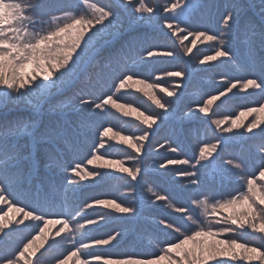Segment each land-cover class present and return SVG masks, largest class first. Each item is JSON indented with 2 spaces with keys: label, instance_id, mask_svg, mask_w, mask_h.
<instances>
[{
  "label": "snow or ice",
  "instance_id": "snow-or-ice-1",
  "mask_svg": "<svg viewBox=\"0 0 264 264\" xmlns=\"http://www.w3.org/2000/svg\"><path fill=\"white\" fill-rule=\"evenodd\" d=\"M82 2L89 10L86 14L60 8L41 16L38 12L47 6V0H0V107L11 104L15 107L26 105L37 108L38 104L34 101H42L53 92L62 91L66 85L71 86L74 83L71 78L79 66L90 62L105 46L120 39L124 14H128L130 21L151 23L157 13H163L164 28L176 36L181 45L188 36L194 37L191 46L183 48L184 55L192 53L197 41L215 42L218 46L214 53L204 55L198 60L199 65L223 58V63H235L248 73L236 79L223 78V87L203 100L202 106L196 109L199 113L208 115L217 101L224 105L222 97L227 101L240 99L234 89L240 92L256 90L248 95L264 98V0H260L258 23L244 19V5L232 4L222 18V28L226 31H220L218 35L188 31L186 25L193 13L201 8H211L210 4L205 5L201 0H168L162 8L155 0L151 3L149 0H111L107 5L89 0ZM180 33L186 35L180 37ZM137 48L142 49L139 62L145 66L161 62L153 58L176 55L172 50L144 48V42L135 36L124 41L121 51L132 53ZM187 74V70H165L155 79L160 81L163 76L183 79ZM111 81L109 91L96 99L90 98L95 96L94 92L89 98L80 96L79 105L74 108L80 113H88L79 123L81 129L88 125L93 115L108 114L109 106L125 117L137 113L136 119L146 128H152L160 119L159 114L146 115L132 105L118 103L114 98L130 83L143 86L136 89L138 92L148 89L143 91L147 99L165 114L170 113V104L157 97L155 89L158 85L145 79H134V73L126 65L121 74L114 73L111 76ZM179 87L177 84L176 88ZM159 91L167 97L177 96L176 91L164 87ZM260 112H264V101L240 111L235 119L224 116L212 120L216 130L222 133L232 134L234 130L243 129V132L238 133L240 138L245 133L251 134L249 139L260 138L256 150L258 176L255 172L246 171L242 159H227L222 164H216L215 173L221 185L234 174L232 170L235 169L245 173L242 177H246L245 189L230 193L227 197L204 196L203 199H194L191 207L201 209L199 216H194L189 207L177 206L166 194L148 186L146 191L154 201L165 202L167 207L181 215L175 219L161 218L158 221L154 239L160 248L159 252L123 256H102L93 251L97 246L114 247V241L119 244L121 233H110L103 238L92 237L91 226L100 224L105 216L93 218L87 215L86 210L102 206L118 213L135 215L136 209L123 206L114 199H93L81 209L64 211L62 206L61 211L53 213L55 199L42 190L44 177L40 174L41 158L36 149L37 145H47L44 158L49 163L45 167L66 173L63 191L75 193L83 182H105L110 175L106 170L126 174L131 181L139 183L144 172L140 163L126 167L125 160L110 158L107 149L111 145L106 144V138L132 149L136 156H129L128 159L136 161L142 154L149 133L144 131L138 136H126L114 131L111 126H102L97 129L98 137L86 164L75 162L69 165L64 154L76 151L80 133L75 128L69 130L52 126L37 136L33 123L21 118L9 120L7 113L0 114V205L7 209L0 207V264H243L253 260L264 264L261 247L249 246L244 239L254 233L264 243V127H260L264 120L255 119L247 125L242 120L246 115ZM192 114L193 110L190 109L184 116L191 118ZM225 124L229 126L221 127ZM257 128L259 131H254ZM23 136L28 138L25 143L20 142ZM223 143L224 139L221 138L214 143L203 144L195 163L189 159H168L159 168L190 165L194 170L183 169L179 175L187 179L189 184L199 186L202 183L200 170L213 167V154ZM168 151L175 153L178 148L169 144ZM50 188L53 193L57 191L54 184ZM53 224L60 225L54 234L50 231V225ZM78 235L79 239L76 238ZM161 235L173 238L161 240ZM65 241H71L70 248L63 247Z\"/></svg>",
  "mask_w": 264,
  "mask_h": 264
},
{
  "label": "rangeland",
  "instance_id": "rangeland-1",
  "mask_svg": "<svg viewBox=\"0 0 264 264\" xmlns=\"http://www.w3.org/2000/svg\"><path fill=\"white\" fill-rule=\"evenodd\" d=\"M63 1L64 0H57L56 3L57 4H60ZM187 28H188V31H193L192 29H189L188 26H187ZM185 35H186V33H180L179 34L180 37H184ZM174 38L177 39L176 36H174ZM193 40H194V37L193 36H188L187 39L184 40V44L182 45L183 48L186 47V46H191V42ZM207 43H208L207 41H205V42L197 41L196 42V47L193 48V51H192V53L190 55H184V52H183L182 53V56H179V54L177 52H175L176 55L173 56V57H171V58L178 59L179 61L174 62L173 65L170 67L171 70L181 71V70H186L187 68L189 69L191 66H192V69L193 70L194 69H198V68H202V67L206 66V69L208 70V72H213L215 74V75H210L209 76V81H207V80H205V81H203V80L199 81V83L203 86V94L204 95L202 94L203 95L202 100L203 99L205 100L211 94H215L216 93V92L215 93H211V91L217 90V89H220L221 87H223V84H222L223 78L231 79V78L227 77L226 75L221 74L219 71L216 70V68H214L215 65H216V62H218L219 60H223V58H220L219 60H217L215 62H209L206 65H199L198 64V60L201 59L204 55L213 54L214 51H215V50H213V48L211 47V45L210 44H207ZM182 57H184L186 59L188 65H186V63L184 61H180L182 59ZM163 58L164 57L153 58V59H156V60L161 61L160 63H157L155 65H151V66L142 65L141 66V67H143V70L141 71V74L142 75H139V77L145 78V80H147L148 82L155 83V84L158 85V87L155 89V92L157 94V97L158 98H162V102L170 104V113H171L173 111V109H175L173 107V105H174V102H176V100H177V96H175V97H167L163 92H160L159 89L161 87H164V88H167L168 89L172 85L170 91H173L174 90V91H176V93L177 92L180 93V92H182L184 90V88H183V85L184 84H182V82H183L182 80L183 79L181 77H167V76H163L160 81H157L155 79V76L156 75H162V73L157 74V72H156L157 69H158V66H160V65H167V63H168V61L163 60ZM140 65H141V63L139 62V60H136L135 59V60H133V61L130 62V68L129 67H127V68H129L131 70H135V68H133V67H138ZM167 69L169 70L168 67H167ZM207 70L205 71V73H207ZM145 72H148L147 75L145 74ZM154 72H155V74H154ZM200 73H202V70L201 69H200ZM194 74L196 75V74H199V73L196 72ZM139 77H136L134 79H141ZM177 84L180 85L179 88H176V85ZM142 87L143 86L140 85V84L130 83L124 89V99H117V102L118 103H124V104L132 105L133 107L139 109V111L144 112L146 115L147 114L157 115V113H160L161 112L162 113V116L159 114L160 119H161V117L168 116L170 113L165 114L162 109H157L155 107V105H153L151 103V101H149L147 99V97L143 94V91H148V89H144L143 91H139V92L136 91V89L142 88ZM195 87H193V86L188 87L187 90H184V93H188V94H191V95H194L195 96L194 103L195 102L196 103L194 104V106H191V110H193V114L198 113V114H200V116H203L204 117L205 116L204 114L199 113L198 111H196V109L198 108V106H201V105L198 104L200 102L201 97L199 95L200 92L198 91V89L196 90ZM233 91L236 92L238 95L240 94V91L238 89H234ZM129 92H136V93H134V94L132 93L133 95H128ZM223 98L224 97H222L221 100L222 101H225V104L227 105L229 103V101H227L226 98H224V99ZM243 101L246 102L247 99H243ZM239 102H240L239 99H234V100L230 101V103H239ZM63 103H64V101H60L59 103H56V104H48V103H45V105H50L51 108H52L53 106L63 105ZM247 103L249 104V101H247ZM185 104H186V102L184 101L183 102V105H185ZM77 105H79V102H77L75 104V106H77ZM218 105H221V101H217L216 104H214L212 106V111L211 112H215V111L216 112H220V114H222V116H220V117H212V116H210L213 119L223 118V116L226 115L221 110L222 105L219 108L217 107ZM249 106H254V105L253 104L252 105H248V107ZM4 108H6V107H1L0 110H5ZM238 108H239L238 111L240 112V111L246 110L247 107L239 106ZM66 109H68L69 111L72 110L73 109V105L70 106V107H66ZM189 110H190V106L188 105V107L185 108V110H184L183 113L185 114V113L189 112ZM114 111H115L116 116L121 119V122H120L121 125H125L126 122H127V131H123V130L118 129L116 127H112L114 131H118L122 135L133 136V137L134 136L141 135L144 131H147L149 133V138H148V142H147L148 144L147 145L145 144L146 141L144 142L145 147L142 150V154L140 155V157L136 161H133V160H129L128 159L129 156H136V153L132 149L128 148L126 145L118 144V143H116V141H109L106 138V144L107 145H111V146L120 145V146L126 148L127 153H128L127 155H120V156H117V157L115 156V154H108V156L110 158H118V159L125 160V166L126 167H134L137 162L140 163L142 161L143 163H141V165L144 164L142 166V168L144 169V172L143 173H145V172L146 173H150V174H152V177H155L156 176V177H162L164 179H170L172 175H167V173L165 172V170H163V171L160 170L159 165L161 163L165 162L168 159H177V158H179V159H185L184 156H183V154H185L186 148H184L182 150V153L183 154H181L179 152H176V154H173V152L168 151V145H169V143H167V146L164 147V148H162V150H160V147H161V144L162 143L159 144L158 146H157V144H154V141L156 140V137H154V136H156V135L157 136H161V135L164 136V134L166 133V131L165 132H162V131H158V129H157L156 132H155V130H154V129L157 128V124L161 123V120L160 119L157 121L156 124H154L152 126V128H150V129L147 128L146 129L145 128L146 126L145 125H142L140 123V121L136 119L137 113L133 112L129 116L125 117V116L122 115L121 112H119V111H117L115 109H114ZM239 112L235 111L232 114L229 113L227 115H229V116L231 115L232 116V118H230V119H235V117L237 115H239ZM184 114H183V116H178L177 117V120L179 122H181V120H183V118L185 117ZM250 116H255V119L264 120V112H260L258 114L246 115L245 117H242L243 123L245 122L244 120L247 119ZM81 119L82 118H80L79 120H75V123H78L79 124L80 121H81ZM125 119H126V121H125ZM46 120L47 121H49V120H52L53 121L52 117H49ZM53 122L52 123L49 122V125H51V127L53 126ZM30 123H33L36 126V124H37L36 119H33V120L31 119L30 120ZM246 123H250V122L247 121ZM187 125L188 126H186V124H184L181 127V130H183L184 134L187 137L188 142H190L191 151H194L193 157L190 160H195V158L198 156L199 147L195 146V144L189 138V132L191 131L190 129L194 127V124L190 123V124H187ZM197 125H198V123H197V121H195V126H197ZM210 125H211L210 129H211L212 132L218 133L220 136L227 135L228 137H230V134H228V133H222L221 131H217L215 124L210 123ZM261 125H260V127H261ZM228 126H229L228 124H225V125H222L221 127H228ZM90 127L91 126L88 125L87 128L89 129ZM202 130H203V132H205V131L207 132L208 131V129H206V128L205 129H202ZM234 131H237V130H234ZM254 131L258 132L259 131V128L255 129ZM36 133H41V131L38 130V131H36ZM94 133H97V132H94ZM174 134H175L174 135V141L179 142L180 141V132L176 130L174 132ZM246 134H248V133H245L244 135H246ZM232 135H234V133H232ZM97 136H98V133H97ZM158 139H161V138H158ZM256 139L257 140L254 141V143H260V138H256ZM151 140H152V142H151ZM254 143L252 142L251 144H249V146L251 147L252 145H254ZM46 147H47V145H43L42 146V148H44V149ZM256 149H257V147H256ZM231 151H234V149H231ZM143 154H147V155H143ZM161 154H164V155L167 154L168 157L165 160H162L158 165H153V164L152 165H148V164L146 165V163L150 160V157H152L154 155V156H156L157 159H159L162 156ZM152 158H154V157H152ZM256 164L259 166V161H256ZM187 167L189 169V165H169L168 168H170L169 171H174L175 170V173L174 174L179 175V171H181L183 169H186ZM88 168L90 169L91 166H88ZM101 171H103V170H101ZM106 171H108L109 173H118V172H115V171H112V170H106ZM234 171H235V173H240V172H238L235 169H234ZM208 172L209 171H202L201 178H202V176H206L208 174L209 175H215V173H213V172H209V173ZM162 174H164V175H162ZM55 175L59 176L60 174H55ZM139 179L142 180L139 183H136V182L132 181V187H133L134 184H136L138 188L151 186L150 183L143 182V181H151L152 179L154 180L155 178L149 179L147 177L142 176V178H139ZM186 181H187V179H185L184 177L183 178L178 177V178L170 179L169 183L171 185H169V186L171 188H175V186L178 183H179V186H180L181 184L186 183ZM61 186H65L64 178H63V180L61 182ZM115 187H117V186H115ZM115 187L110 186L109 187V191H115ZM198 187L199 186H196V185H187L186 187H183V189L185 191H187V192L184 193V194H182V200H184V202L186 201L187 207H189L190 210L193 209V207H191L192 201L194 199H196V198H199L198 197L199 196V193H198V189L199 188ZM144 192H145L144 195H143V198L144 199L141 201L144 204V206L141 207V209H147V211L150 214H148L146 212H143L142 214L144 215L143 216L144 218L141 219V220L136 219L135 223L138 221V223H140V225H143L144 227H148V228H151V229H155L156 230L155 226L157 227V223H158V221L161 218L175 219L176 217H178V216L181 215L179 213L174 212L169 207H167V205L165 204V202H163V201H154V198L151 196V194H149L147 191H144ZM175 194L177 196L179 195L178 192H175ZM68 196H70V193H68ZM89 198L90 197H86V199H89ZM136 201H137L136 196L133 193L134 209H136V205L138 203ZM81 208H83V205L80 207V209ZM4 209L7 210L5 206H4ZM141 209L136 211L135 217L138 214L139 215L141 214V212H142ZM196 211H197L196 216H198V214L201 212V209L198 208ZM224 214H226V213H224ZM10 215H11V213H10ZM101 215H104L105 216V214H101ZM53 218H55V217H53ZM26 223H28V222L26 221ZM59 227H60V225L56 226V228L53 229L52 225H50V231H51V233L54 234L55 231H56V229L59 228ZM121 230H123V229H121ZM230 235H232V234H230ZM136 236L138 238H141L140 242L147 243V245H153V242L144 233L140 234L136 230ZM172 238H173L172 236H167V239L168 240H171ZM49 239H51V237H49ZM250 239H252L256 243H259V244L263 245V248H261V250L264 251V243H262L259 239H255V238H250ZM137 244H139V241L138 240H137ZM249 246H257L258 247V245H249ZM251 262H254L255 264H260V262L258 260H253ZM243 263H246L247 264L249 262H243ZM70 264H72V262H70Z\"/></svg>",
  "mask_w": 264,
  "mask_h": 264
},
{
  "label": "trees",
  "instance_id": "trees-1",
  "mask_svg": "<svg viewBox=\"0 0 264 264\" xmlns=\"http://www.w3.org/2000/svg\"><path fill=\"white\" fill-rule=\"evenodd\" d=\"M149 2H151V0H149ZM77 4L79 5V7H70L68 9H72L77 13H88V11L85 10H80V7H82L83 5L79 2H77ZM162 4L165 6L167 4V0L162 1ZM40 15V14H38ZM115 55L117 56V59L119 60V62H121V53L120 51H116ZM112 68V69H111ZM96 71L98 72V75L96 77V81H98L97 85L93 86L92 89H88L85 92H81L76 90V92L78 91V95H90L91 93L95 92V90L99 89V91L101 93L104 92V90H106L109 86H108V82L110 81L107 78L109 77V74L112 72L113 74L115 73V69L113 68V63L110 60L109 63L107 65H103L102 67H100L98 65V68L96 69ZM84 77V76H83ZM82 77V79H83ZM104 114V113H102ZM225 116H229V115H225ZM230 118H232V116H229ZM253 120H255V116H250L247 119H245L244 124H248L246 123L247 121L252 122ZM111 127H115L114 125H110ZM243 129H240L239 131L242 132ZM248 173H253V172H248ZM256 175L258 176V171H255ZM245 176V173H234L232 175L229 176L228 179H225L223 181V184L221 185L218 176L216 175H209V176H202L201 181L202 183L199 185V189H198V193H199V198L203 199L204 196H207L209 198H219L220 196H224L227 197L230 193H235L241 190L245 189V178H242ZM127 183H129L128 179H124ZM170 179H163V180H151V181H143V182H148L151 184V186L157 190L158 192L162 193V194H166L170 201H172L173 203H175L177 206H184L187 207V203L186 201L184 202V200H182V194L186 193L187 191H185L183 189V187H186L187 185H191L188 183V180L186 181V183H183L179 186V183L175 186V188H171L169 185H171L169 183ZM147 187H140L138 188L136 184L133 185L132 187V191L136 196V199L138 202L136 205V211L140 210L141 207L144 206V204L141 202L144 198V191H146ZM175 192H178L179 195L177 196L175 194ZM177 199V200H176ZM129 207L134 208V203H131L129 205ZM198 208L193 207V209L191 210L193 215L196 216L197 214V210ZM142 212L141 214L137 215L135 217V221L136 219H143L144 215L142 214L143 212H146L148 214H150L147 209H141ZM200 215V213L198 214V216ZM120 216L122 217H128L130 216V214H123L120 213ZM136 226V230L142 234L144 233L147 237H149V239L153 242V245H147V243H143L140 242L141 238H138L137 236V240L139 241V244H137V249H139V255H151L153 253L159 252L160 248L159 246H157L154 237L156 236V230L155 229H151L148 227H144L143 225H140V223H138V221L135 223ZM258 234H254L251 233L249 234V236L245 237L244 239H246V241L248 242L249 245H258V247L263 248V245L256 243L255 241H253L250 238H255L257 239ZM161 240H167V236H162L161 235ZM237 238V237H236ZM237 239H241L240 237H238ZM131 255H138L137 253H131ZM104 256V254L102 255ZM119 256V255H118ZM234 264V263H233ZM246 264V263H243ZM247 264H255L254 262H249Z\"/></svg>",
  "mask_w": 264,
  "mask_h": 264
}]
</instances>
